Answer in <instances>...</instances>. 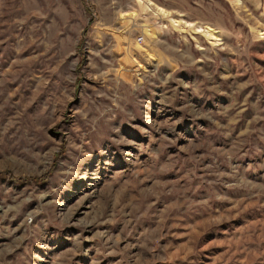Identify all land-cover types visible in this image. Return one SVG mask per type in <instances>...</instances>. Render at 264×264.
I'll use <instances>...</instances> for the list:
<instances>
[{
    "label": "rangeland",
    "instance_id": "obj_1",
    "mask_svg": "<svg viewBox=\"0 0 264 264\" xmlns=\"http://www.w3.org/2000/svg\"><path fill=\"white\" fill-rule=\"evenodd\" d=\"M0 264H264V0H0Z\"/></svg>",
    "mask_w": 264,
    "mask_h": 264
}]
</instances>
